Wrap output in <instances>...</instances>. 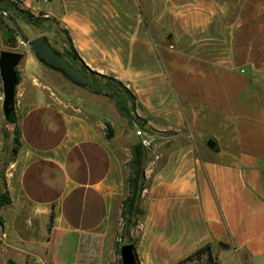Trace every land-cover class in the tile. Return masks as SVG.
Returning <instances> with one entry per match:
<instances>
[{"label": "crops", "instance_id": "crops-1", "mask_svg": "<svg viewBox=\"0 0 264 264\" xmlns=\"http://www.w3.org/2000/svg\"><path fill=\"white\" fill-rule=\"evenodd\" d=\"M25 4L67 30L87 70L122 82L186 140L146 170V213L130 232L139 264L205 244L215 264H229L221 253L264 264V0ZM17 107L20 146L0 166V264H121L111 219L124 161L103 122L37 95ZM212 123L217 151L200 142Z\"/></svg>", "mask_w": 264, "mask_h": 264}, {"label": "rangeland", "instance_id": "rangeland-1", "mask_svg": "<svg viewBox=\"0 0 264 264\" xmlns=\"http://www.w3.org/2000/svg\"><path fill=\"white\" fill-rule=\"evenodd\" d=\"M16 3L20 9H28L26 5L21 4L18 0H0V9L9 5L8 2ZM5 10V9H4ZM31 11V10H30ZM10 16L17 19L24 33L29 38H34L39 35H45L55 49L62 55L70 50L67 34L60 23L47 13L42 11H31L35 16L33 22H28L22 17L20 13L15 10L9 9L6 11ZM15 29L12 27L6 15L0 13V51L8 50L15 52H22L23 58L17 65L16 69L19 73L20 80L16 86V103L15 110L16 116L18 111V100L22 98L49 101L58 104L61 108L67 111H76L90 119H100L108 134L107 125L112 129V147L116 154L124 161V171H126V164L131 158L133 147L142 142L145 147V157L143 159V166L145 168V186L150 184V177L146 176V170L152 168L158 169L164 162L168 150L172 146L184 143L186 140L180 136L179 130L168 128L166 124L160 120L151 117L148 112L136 101L128 95H124L125 104L128 108L130 115L140 124L141 131L144 135V140H140L131 124L124 118L121 111L117 108L112 98L105 95L92 93L84 88H81L70 82L64 75L54 71L36 59L27 45L21 43L16 31H7V29ZM15 36V41L7 36ZM67 58V57H66ZM70 60L69 58H67ZM75 66L81 67L94 81L97 83H106L109 80L100 76L101 73L94 74L93 71L87 70L79 61H74ZM109 76V75H108ZM110 82V81H109ZM0 96H2V85L0 80ZM17 123L8 124L4 120L2 112V97L0 99V137L2 142L0 144V166L7 165L13 157V135L17 129ZM199 134L202 136L201 144L206 146L205 142L209 136H215L218 133L217 125L204 124L200 127ZM108 137V136H107ZM108 137V138H111ZM145 141V142H144ZM207 147V146H206ZM1 176V173H0ZM120 201L118 198L114 214L112 215L111 224L112 231L114 232V247L115 254L119 255V247L126 239L120 236L121 232V219H120ZM145 209V204L141 203ZM141 219V217H139ZM120 258V257H119ZM221 262L228 261L229 264H236L235 257L227 256L223 253L220 254ZM121 262V259H119ZM263 261V260H261ZM200 263H206L205 256Z\"/></svg>", "mask_w": 264, "mask_h": 264}, {"label": "water", "instance_id": "water-1", "mask_svg": "<svg viewBox=\"0 0 264 264\" xmlns=\"http://www.w3.org/2000/svg\"><path fill=\"white\" fill-rule=\"evenodd\" d=\"M0 13L6 15V18L15 29L21 43L27 45L29 51L33 53L38 61L46 67L64 75L73 84L84 88L92 93L105 95L112 98L117 108L121 111L124 118L131 124L137 137L144 140L140 124L123 108L118 94L106 83H97L88 75L81 72L79 68L70 63V61L55 49L49 43L45 35H39L29 38L16 18L10 16L6 10L0 9ZM23 58L22 52L1 50L0 51V80L2 85V112L4 120L8 124H15L17 121L15 103H16V67ZM210 150H218V142L214 136H209L205 142ZM135 246L132 242H124L119 247V257L121 264H139L134 253Z\"/></svg>", "mask_w": 264, "mask_h": 264}, {"label": "trees", "instance_id": "trees-1", "mask_svg": "<svg viewBox=\"0 0 264 264\" xmlns=\"http://www.w3.org/2000/svg\"><path fill=\"white\" fill-rule=\"evenodd\" d=\"M9 5H6L3 7L6 11H9L10 7L11 9L15 10L17 13H20L24 19H26L28 22H33L35 23V16L33 13H31L30 10L28 9H20L17 7L16 3L8 2ZM7 31H12L15 32L14 30L7 29ZM64 32L67 34L68 37V43L70 46V50L66 51V54L64 55L65 57L69 58L70 63L75 65L74 61H79L83 66L84 64L82 61L79 59L76 51L73 48L71 39L69 37V34L67 30L64 29ZM11 38L12 40L15 41V36L10 37L9 35L7 36V39ZM85 67V66H84ZM94 74H98L93 71ZM16 80L17 84L19 83L20 76L19 73L16 69ZM109 81L106 82V84L111 87L115 93L118 94L119 100L123 105V108L129 113L128 108L126 106V102L124 99V95L130 96L132 99H135V96L132 94V92L125 87L122 82H120L117 79H114L111 76L108 75H100ZM130 115V113H129ZM15 133L13 135V151L17 152L20 146V140H19V135H18V130L15 129ZM107 130H108V137H111L112 135V129L109 125H107ZM145 157V147L142 144V142H139L133 147V151L131 154V158L127 162L126 166V171H125V185H126V192L123 197V199L120 202V219H121V232L120 236L124 239H126V242H132L135 245L134 240L130 237V232L133 228H135L138 223L144 218L146 210L141 206V195L142 192L144 191L145 188V168L143 166V159ZM10 203V197L8 194L7 190H4L0 193V208L1 206ZM141 217V219H139ZM2 222L0 218V223ZM53 223V212L50 214L49 218V225H48V231L50 230L51 226ZM118 254L120 253L117 251ZM135 253V249H134ZM135 256L137 258V255L135 253ZM203 256H205L206 263L204 264H215V261L213 260L212 254L210 252V246L209 244H205L202 247L198 248L195 250L193 253L190 255L186 256L185 258L177 261L174 264H203L200 263V261L203 259ZM120 259V258H119ZM8 264H14L12 262Z\"/></svg>", "mask_w": 264, "mask_h": 264}, {"label": "built area", "instance_id": "built-area-1", "mask_svg": "<svg viewBox=\"0 0 264 264\" xmlns=\"http://www.w3.org/2000/svg\"><path fill=\"white\" fill-rule=\"evenodd\" d=\"M18 1H20L21 4L26 5L25 2H27V1H39V0H18ZM45 1H47V0H45ZM1 97H2V96H0V99H1ZM144 142H145V141H144Z\"/></svg>", "mask_w": 264, "mask_h": 264}, {"label": "flooded vegetation", "instance_id": "flooded-vegetation-1", "mask_svg": "<svg viewBox=\"0 0 264 264\" xmlns=\"http://www.w3.org/2000/svg\"><path fill=\"white\" fill-rule=\"evenodd\" d=\"M77 67V66H76ZM77 68H79L80 70H81V72H83L84 74H86V75H88L81 67H77ZM89 76V75H88ZM91 78V77H90ZM92 79V78H91ZM93 80V79H92ZM94 81V80H93ZM96 82V81H95Z\"/></svg>", "mask_w": 264, "mask_h": 264}]
</instances>
